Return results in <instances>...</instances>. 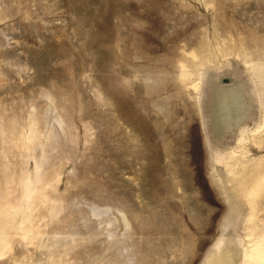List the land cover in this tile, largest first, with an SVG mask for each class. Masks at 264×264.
<instances>
[{
	"label": "rangeland",
	"instance_id": "374dc122",
	"mask_svg": "<svg viewBox=\"0 0 264 264\" xmlns=\"http://www.w3.org/2000/svg\"><path fill=\"white\" fill-rule=\"evenodd\" d=\"M216 258L264 264V0H0V264Z\"/></svg>",
	"mask_w": 264,
	"mask_h": 264
},
{
	"label": "water",
	"instance_id": "95a60500",
	"mask_svg": "<svg viewBox=\"0 0 264 264\" xmlns=\"http://www.w3.org/2000/svg\"><path fill=\"white\" fill-rule=\"evenodd\" d=\"M227 81H228V80H227V79H225V81H224V82H227ZM218 259H219V258H216V259H215V261H216V260L218 261ZM217 261H216V262H217ZM249 264H250V262H249ZM252 264H253V263H252Z\"/></svg>",
	"mask_w": 264,
	"mask_h": 264
},
{
	"label": "bare ground",
	"instance_id": "6f19581e",
	"mask_svg": "<svg viewBox=\"0 0 264 264\" xmlns=\"http://www.w3.org/2000/svg\"><path fill=\"white\" fill-rule=\"evenodd\" d=\"M214 260H215V259H214ZM213 262H214V261H213ZM214 263H217V262H214ZM214 263H213V264H214ZM217 264H218V263H217Z\"/></svg>",
	"mask_w": 264,
	"mask_h": 264
}]
</instances>
